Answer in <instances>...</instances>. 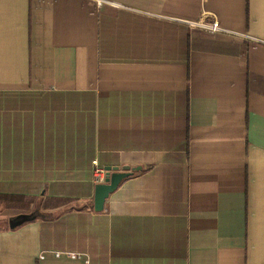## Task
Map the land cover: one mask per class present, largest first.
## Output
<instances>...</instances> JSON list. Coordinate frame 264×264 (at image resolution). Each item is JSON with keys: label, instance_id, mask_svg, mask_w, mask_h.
Instances as JSON below:
<instances>
[{"label": "crops", "instance_id": "crops-1", "mask_svg": "<svg viewBox=\"0 0 264 264\" xmlns=\"http://www.w3.org/2000/svg\"><path fill=\"white\" fill-rule=\"evenodd\" d=\"M106 1L0 0V264H264V0Z\"/></svg>", "mask_w": 264, "mask_h": 264}, {"label": "water", "instance_id": "water-1", "mask_svg": "<svg viewBox=\"0 0 264 264\" xmlns=\"http://www.w3.org/2000/svg\"><path fill=\"white\" fill-rule=\"evenodd\" d=\"M106 177L104 182L97 183L94 187L93 194V210L95 212H101L104 208L106 199L114 193L121 182L130 177L134 170L128 171L125 168L123 171H116L115 168H105ZM56 215L48 212H42L38 205L28 213H19L10 216L7 220L8 229L14 231L26 224L32 223L36 220L48 221L52 220Z\"/></svg>", "mask_w": 264, "mask_h": 264}, {"label": "built area", "instance_id": "built-area-1", "mask_svg": "<svg viewBox=\"0 0 264 264\" xmlns=\"http://www.w3.org/2000/svg\"><path fill=\"white\" fill-rule=\"evenodd\" d=\"M97 2V4L100 6L102 4L105 3H109L106 0H95ZM190 27H197V28H201L206 30L209 33L215 34V33H220L222 32V28L218 22L217 19H213L211 23H204L202 20L195 22V23H189ZM106 172L105 170L99 168L98 166H96V169L94 171V182L95 183H102L105 180L106 177ZM58 253L55 254L56 257H58ZM72 259H76L78 258V256L74 255V254H68ZM42 258V257H41Z\"/></svg>", "mask_w": 264, "mask_h": 264}, {"label": "trees", "instance_id": "trees-1", "mask_svg": "<svg viewBox=\"0 0 264 264\" xmlns=\"http://www.w3.org/2000/svg\"><path fill=\"white\" fill-rule=\"evenodd\" d=\"M0 199H4L5 200V199H11V198L7 197V196H0ZM20 199H22V198H20ZM5 205H8V203L6 202ZM82 208H83V206H76L74 209H82ZM70 209H72V208H70Z\"/></svg>", "mask_w": 264, "mask_h": 264}, {"label": "rangeland", "instance_id": "rangeland-1", "mask_svg": "<svg viewBox=\"0 0 264 264\" xmlns=\"http://www.w3.org/2000/svg\"><path fill=\"white\" fill-rule=\"evenodd\" d=\"M211 22H212V21H211ZM211 22H210V23H211ZM204 23H205V22H204ZM5 215H9V217H10V216H13L14 214H13V215H10L9 212H6ZM9 217H8V218H9ZM5 224H6V221H5Z\"/></svg>", "mask_w": 264, "mask_h": 264}]
</instances>
